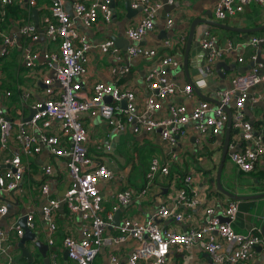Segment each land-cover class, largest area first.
<instances>
[{"label": "built area", "instance_id": "obj_1", "mask_svg": "<svg viewBox=\"0 0 264 264\" xmlns=\"http://www.w3.org/2000/svg\"><path fill=\"white\" fill-rule=\"evenodd\" d=\"M177 0H167L172 4ZM264 0H216L214 17L222 22L237 13L244 6ZM12 0H0V29L5 20L6 8ZM34 5L35 0H28ZM131 6L141 7L142 16L125 30V37L130 42L126 55L128 58H154L155 65L145 73V84L150 92L142 102L133 89L115 82L126 76L130 67L128 63L112 65L109 69L113 76L112 82L96 81L91 85V93L81 90L80 79L87 71L91 45L84 37H78L74 30V19L83 25L91 27L99 21L110 24L114 8L112 0H73V14L65 10L63 0H52L49 7L50 15L45 19V35L56 44L57 50L43 52L27 50L22 58L24 66L31 68L38 59L43 58L44 66L50 74L42 78L46 98L31 104V118L27 121L21 117L7 118L0 110V150L8 149L9 142L14 138L20 146L24 158H29L47 146L49 152L64 159L72 185L61 198L49 197L41 206L44 220L49 230H56L55 214L60 201H63L70 214L80 212L82 218L81 237L65 236L63 247L67 256L74 264H95L94 260L104 245H117L133 240V245L125 261L116 253L108 256L107 264H167L172 251L183 252L195 249L204 252L209 261L207 264H238L251 260L255 248L259 246L264 252V236L260 228L251 227L246 233L237 232L233 223L239 212V200L228 199L223 208L217 210L209 203L210 185L207 179L202 181L204 170L196 164H190L185 172L173 173L171 177L170 203H162L145 221L124 217L117 227V232L107 233L111 217L101 214L102 196L98 188L100 180L113 176L112 171L100 161L94 159L86 147L87 130L82 115L90 117L98 115L103 118L112 133H125L131 126L134 133L158 131L160 138L170 147L177 146L181 140L189 138L192 132L197 149H202L206 140L217 138L219 145L223 144L224 132L228 120L225 108L228 107L232 116L234 133L242 140L241 148L236 149L230 135L228 156L240 173L250 174L261 171L264 182V117L257 126L252 125L244 114L246 102H264V92H255L252 88L264 85V63L256 62L253 54L251 61L255 64L244 72L232 76L230 87L216 93L215 101L207 99L193 100L194 87L187 83L179 87L178 83L166 73V69H181V56H176L167 49L172 48V39L163 40L159 46L143 47L142 38L154 29L160 11L162 0H132ZM165 25L172 24V18L164 16ZM20 32L38 39V30L33 23H25ZM80 41L81 44H77ZM217 37L206 30L199 40L204 58L199 74L209 77L213 74L214 64L234 50L232 42L218 46ZM263 38L253 37L250 44L257 46ZM177 43H184V35L177 37ZM12 40L4 37V46L0 49V58L9 51ZM102 54L112 56L121 61V50L115 46L112 39H105L97 44ZM243 62V58H238ZM6 96L11 93L6 92ZM110 100L106 101L105 97ZM20 97L26 101L30 93L21 90ZM178 98L187 99V103L177 102ZM190 101V105H189ZM167 105V113H164ZM53 123L60 127L61 135L50 134L46 129ZM37 129V134H31L27 125ZM67 142L64 144V141ZM234 140V139H233ZM20 154L1 158L0 164L6 169L0 174V196L6 195L18 188L23 180L26 165ZM169 159L163 154L150 160L144 173V186L139 190L125 189L115 194L116 203L113 211H119L126 206L132 196L146 195L150 186L154 185L158 176L170 174ZM45 174H51V166L44 168ZM43 193H47L48 185H41ZM200 211L203 225L190 226L184 231L174 230L161 225L159 221L171 220L175 223H185L191 215L180 211L179 206ZM8 207L0 203V218L6 215ZM26 215V226L33 228V215ZM226 219V220H225ZM16 234L21 236L23 229L17 225ZM215 235V236H214ZM216 235L220 240L216 239ZM7 237L0 232V255L6 250ZM6 264H10L7 262ZM264 264V256L262 262Z\"/></svg>", "mask_w": 264, "mask_h": 264}, {"label": "crops", "instance_id": "obj_2", "mask_svg": "<svg viewBox=\"0 0 264 264\" xmlns=\"http://www.w3.org/2000/svg\"><path fill=\"white\" fill-rule=\"evenodd\" d=\"M85 2L90 0H83ZM127 0H112L114 8L113 18L110 24L99 21L96 25L87 27L79 20L74 19V30L78 37H84L85 42L91 45L87 54L89 56L87 63V71L80 79L81 90L87 94L91 93V85L96 81L105 83L112 82L113 76L109 69L112 65L120 63H128L130 67L129 73L117 80L115 83L121 86L133 89L142 102L146 96L150 94L145 84V73L152 68L154 58H128L126 50L130 44L125 37L127 27L134 25L142 16V8L127 17L125 2ZM130 2L132 0H129ZM163 1V0H162ZM52 0H35L34 5H30L28 0H12L7 6L5 20L1 23L0 29V49L4 46V37L12 40L8 53L0 58V110H2L7 118L21 117L28 120L31 114V104L45 99V87L42 78L50 74V70L44 66L43 58H39L35 65L31 68L24 66L22 58L27 50L43 52L45 50L56 51L55 43L45 35V19L49 17V7ZM216 0H177L172 3L173 7L164 10L165 15L172 18L171 26L165 25V18L162 15L156 21L153 30L148 32L140 41L143 47H154L165 39H172V48L167 50L180 55L183 62V54L186 48V41L193 19H212L214 17V6ZM73 0H63L65 10L73 14ZM22 9V12L16 13V17L12 16V10L15 6ZM131 8H134L130 5ZM36 9V19L34 20L32 9ZM139 8V7H136ZM135 9V8H134ZM11 12H10V11ZM9 11V12H7ZM9 14V15H7ZM8 20V22H7ZM33 23L38 30V39L33 40L30 36L20 32V28L25 23ZM219 22V21H218ZM229 26L241 28H253L264 24V4L251 2L244 6L240 13L220 22ZM209 30L217 37L218 46H226L228 42H232L234 50L228 55L222 57L213 66V74L209 77H201L199 68L202 65L204 52L200 48L199 40L204 32ZM184 35V43H177V37ZM243 32L233 31L205 23H199L195 27L193 40L189 48L188 56V73L192 81V85L201 95L211 99L215 98L216 93L220 90L230 87V79L241 69L250 66L251 56L260 50V57L264 59V29L257 32L248 33V38ZM253 37L263 38L262 45L259 47L250 44ZM113 38H116L114 40ZM105 39H112L122 53L121 61L114 59L112 56L102 54L97 44ZM77 44H81L80 41ZM243 58V62H239L238 58ZM166 73L170 75L179 87L187 84L186 73L181 69H166ZM21 90L30 93V97L26 101H22L20 97ZM255 92H264V85L259 84L252 88ZM6 92H10L6 96ZM193 100L203 99L194 89ZM177 102L187 103V99L178 98ZM190 105V101H189ZM164 113H167V105H164ZM244 114L252 125L257 126L261 118L264 117V102L250 103L246 102L244 106ZM87 114L82 115L83 123L87 130L86 147L89 154L104 163L113 173L108 179L100 180L98 188L102 196V211L104 217H111L110 225L107 227V233L113 234L117 232V227L121 224L124 217H130L145 221L153 210L162 203H170L169 194L171 193L172 183L171 177L173 173H182L187 170L190 164H196L204 170V179L210 185L209 203L215 206L217 210L223 208L227 198L215 190V184L211 180L212 171L215 173V167L220 159L222 145H219L217 138H209L202 149H197L194 135L191 132L188 139L181 140L175 146L170 147L160 138L158 131L144 132L140 130L138 133L132 131L131 126L125 133H113L106 128V121L100 117V125L94 122V118ZM31 134H37V129L31 125H27ZM46 131L50 134L61 135L60 127L57 123H53ZM232 139V134H231ZM230 139V141H231ZM234 139V140H233ZM232 141L235 142L236 149L241 148L242 140L236 134H233ZM67 140L64 141V144ZM205 148H208L205 149ZM211 151L209 155L208 152ZM21 154L19 143L12 138L9 142L8 149L0 150V157L5 158L14 154ZM163 154L169 159L170 174L163 177L158 176L154 185L150 186L146 195L139 196L135 193L130 202L126 206H121L119 211H113L116 203L115 194L125 189L139 190L144 186V173L148 167L150 160ZM230 159V158H229ZM22 162L26 165L23 180L17 189L10 193L0 196V203H5L8 207L5 216L0 218V232L6 236V250L0 255V264H27V258L22 254L21 248L18 246L20 236L16 234L18 218L22 214L33 215V228L36 238L48 246L47 255L51 260V264H74L67 256L64 258L63 238L65 236L81 237L82 218L80 212L70 214L67 207H58L55 214L56 230L51 233L48 223L43 218L41 206L49 197L61 198L65 191L72 185L69 177L67 166L63 158L53 156L47 146H43L40 152L35 153L29 158L22 156ZM51 166L52 173L45 174L44 168ZM6 169V166L0 164V174ZM238 174H241L237 171ZM252 179L257 185H261V181L256 176L262 175L261 171L250 173ZM257 179V180H256ZM48 185L47 193H43L41 185ZM259 193V192H257ZM240 202H248L241 200ZM180 211L191 215L190 220L185 223H175L171 220L159 221L161 225L172 228L174 230L184 231L190 226L203 225L204 221L201 212L195 209L179 206ZM239 214V213H238ZM233 227L237 232L246 233L251 227H258L264 220V209L258 211L252 216L246 210L238 216ZM23 234V233H22ZM215 236V235H214ZM216 239L220 237L216 235ZM133 240L128 239L126 242L115 246L104 245L101 252L94 260L95 264H107L110 253H116L123 261L129 254L133 245ZM27 251L35 256L33 264H44L40 254L34 243L27 240L24 244ZM264 256L263 250L257 246L251 260L240 262L238 264H259ZM208 256L204 252L195 249L191 251L175 252L172 251L167 259V264H207ZM139 264H144L140 262Z\"/></svg>", "mask_w": 264, "mask_h": 264}, {"label": "water", "instance_id": "obj_3", "mask_svg": "<svg viewBox=\"0 0 264 264\" xmlns=\"http://www.w3.org/2000/svg\"><path fill=\"white\" fill-rule=\"evenodd\" d=\"M163 2H164V6H163L162 15L165 16L166 12H164V10L166 11L168 8L173 7V6L171 4H167V0H163ZM130 5H131L130 1L127 0L125 2V8H126V11H127V17H130V15L132 13H134V12H136L138 10H141V7L134 9V8H131ZM32 12H33L34 20L37 21L36 16H35L36 15V9L33 8ZM199 23H205V24H208V25H213V26H217V27H221V28H225V29H229V30H233V31L243 32L245 34L244 36L247 37V38H248V33L257 32L259 30L264 29V24L259 25V26H255L253 28H241V27L229 26V25L220 23V22L212 20V19H207V20L200 19V18L193 19L191 24H190V29H189V33H188V37H187V41H186V48L184 50L183 62H182L183 70L185 71L186 77H187V83H191V84H192V81H191V78H190L189 73H188V56H189L188 52H189V48H190L191 42L193 40V34H194L195 27ZM113 39L116 40V38H113ZM261 45H262V42L258 43L259 47ZM257 53H258V57H257L256 62L264 63V59H262L260 57V50H258ZM254 64H255L254 62H251L250 66H246V67L242 68L241 72H244L245 70L249 69ZM194 89L196 90L197 94H199L203 99H207V100H210V101H215L214 98L211 99V98H209L207 96L201 95V93L196 88H194ZM105 100L109 101L110 97L106 96ZM225 111L228 114V120H227V124H226V128H225V132H224V140H223V144H222V147H221V155H220V159L218 161V166L216 168V174H215V187H216V190L219 193L223 194L224 196H226V197H228L230 199H235V200H239V201H241V200H252V199H257V198H264V192H259V193H255V194H248V195H240V194H237V193H234V192L228 190L227 188L223 187V185H222L221 177H222L223 166H224V163H225V158L231 152L228 149V143H229L230 135H231L232 116H231L230 109L228 107L225 108ZM32 113L30 114L28 119L31 118ZM63 206H64V202L60 201L59 207L62 209ZM25 222H26V215L22 214L18 218V221H17V225H19L23 229V234L20 236V239H19V242H18V246L21 248L22 254L27 258V264H33L34 263V259H35V256H33L32 253L30 254L27 251V249L25 248V246H24V244H25V242L27 240H30V241H32L34 243V246L37 248V252L40 254V256L42 258V262L44 264H51V260H50L49 256L47 255L48 246L45 243L41 242L40 240H38L36 238L35 233H33L32 230L26 226ZM261 233L264 236V220H263V223L261 225ZM63 256H64V258H67V250H64Z\"/></svg>", "mask_w": 264, "mask_h": 264}, {"label": "rangeland", "instance_id": "obj_4", "mask_svg": "<svg viewBox=\"0 0 264 264\" xmlns=\"http://www.w3.org/2000/svg\"><path fill=\"white\" fill-rule=\"evenodd\" d=\"M93 119L96 124L100 125L101 119L98 115H96ZM106 128L110 130L108 126H106ZM110 135H113V133L111 132ZM212 174L211 178L215 183L214 171H212ZM221 182L223 187L240 195L255 194L260 188H262V185H257L255 183L251 175L245 173L238 174L234 163L229 159L228 155L225 158ZM213 187L216 190L215 184ZM263 209L264 198L248 200L246 211L249 212L251 216L258 211H263Z\"/></svg>", "mask_w": 264, "mask_h": 264}, {"label": "trees", "instance_id": "obj_5", "mask_svg": "<svg viewBox=\"0 0 264 264\" xmlns=\"http://www.w3.org/2000/svg\"><path fill=\"white\" fill-rule=\"evenodd\" d=\"M10 11V10H9ZM9 11H7V12H9ZM11 12V11H10ZM9 12V13H10ZM18 12H22V9H20L19 8V5L18 6H15L14 7V9L12 10V16H14V17H16L15 15H16V13H18ZM7 15H9V14H7ZM7 19V18H6ZM7 22H8V20H7ZM234 133V129H233V127H231V134H233ZM213 138V137H212ZM205 145V144H204ZM204 147V146H203ZM221 148V147H220ZM205 149H207L208 150V148H205ZM208 154L210 155L211 154V151H209L208 152ZM218 164V163H217ZM256 178L257 179H259L260 181H261V185H262V188H260L257 192H264V182H263V179H262V175H259V176H256ZM211 180H212V178H211ZM218 192V191H217ZM219 193V192H218ZM219 194H221V193H219ZM221 195H223V194H221ZM224 196V195H223ZM227 198V200L229 199L230 200V198H228V197H226ZM233 200V199H232ZM246 208H247V203L246 202H244V203H242V202H240L239 201V214H238V216H241V214H242V212L243 211H245L246 210ZM237 219H238V217H237Z\"/></svg>", "mask_w": 264, "mask_h": 264}, {"label": "flooded vegetation", "instance_id": "obj_6", "mask_svg": "<svg viewBox=\"0 0 264 264\" xmlns=\"http://www.w3.org/2000/svg\"><path fill=\"white\" fill-rule=\"evenodd\" d=\"M217 166H218V164H217L216 167H215V174H216V168H217Z\"/></svg>", "mask_w": 264, "mask_h": 264}]
</instances>
